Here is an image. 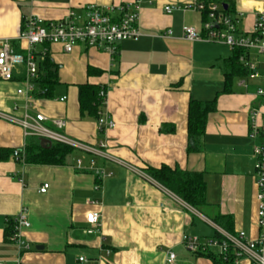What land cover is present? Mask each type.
<instances>
[{
	"label": "crops",
	"instance_id": "0c3cea01",
	"mask_svg": "<svg viewBox=\"0 0 264 264\" xmlns=\"http://www.w3.org/2000/svg\"><path fill=\"white\" fill-rule=\"evenodd\" d=\"M135 1L0 0V39H11L16 53L26 56L25 46L17 41L25 19L57 22L70 12L85 17L93 8ZM200 2L225 7L232 19H238L239 35L248 37L257 11L264 9V0L143 1L138 6L142 36L119 43L115 55L84 44L72 53L59 44L36 46L37 62L48 55L59 67V85L53 97L40 98L34 96L37 78L32 81L29 113L43 114L49 121L64 120L66 135L88 147L105 144L112 159L71 150L61 165L23 166L13 158V151L37 138H25L19 125L0 117V264H17L18 247L6 235L21 209L27 210L30 222L22 231L30 245L20 256L22 264H166L169 252H191L183 244L184 236L211 240L218 227L231 234L243 232L250 240L260 237L254 147L264 146V138H251L250 130L252 114L264 106L257 95L264 82L249 79L239 60L243 72L229 81L234 50L184 38L186 27L203 29L206 17L194 9ZM168 5L177 8L167 14ZM167 31L172 36L163 38ZM249 55L260 59L257 52ZM260 71L264 74L262 67ZM25 77L22 65L13 80H0V114L24 117L26 100L17 91L25 85ZM82 87L107 90L98 117L82 112ZM191 102L214 103L205 134L196 143L188 138ZM100 113L116 123L115 129H98ZM258 122L264 124L263 115ZM46 126L53 127L51 122ZM92 160L110 174L99 191ZM163 166L203 175L204 213L146 173ZM44 185L49 189L41 193ZM93 211L101 213V223L88 234L86 216ZM218 215L231 218L229 229L213 221ZM208 228L213 236L206 234ZM85 253L90 260L80 261ZM190 254L194 262L176 258L175 264H214Z\"/></svg>",
	"mask_w": 264,
	"mask_h": 264
},
{
	"label": "built area",
	"instance_id": "2783aa9c",
	"mask_svg": "<svg viewBox=\"0 0 264 264\" xmlns=\"http://www.w3.org/2000/svg\"><path fill=\"white\" fill-rule=\"evenodd\" d=\"M143 1L151 0H136L134 3L111 6L105 9L93 8L85 17H80L74 12H70L66 19L57 22H45L33 17L27 18L24 20L21 32L17 38V41L25 46L26 56L16 53L11 39H0V80L11 81L20 66L25 65L26 67L25 85L17 91V94L26 100L24 117L16 119L2 114H0V117L19 125L24 131L25 138L46 139L52 144H58L71 150L85 151L94 157L112 159L104 151L106 148L105 144H102L100 148L88 147L66 135L63 132L66 125L64 120L54 119L49 121L43 114L36 113L31 115L29 113L30 103L33 99L30 93L35 90L32 81L37 78L39 70L35 48L38 45L59 44L66 53H72L77 45L84 44L89 48L103 49L111 55H115L119 43L135 41L142 36L138 26V6ZM176 8L168 5L164 10L167 14H171ZM194 9L202 14L208 11L204 14L206 19L203 23V29L198 32L196 29L186 27L184 28V38L191 42L221 43L229 46L234 51L242 50L243 53L239 57V62L247 71L249 79H260L264 82V74L260 71L261 67L264 69V9L257 11L255 26L250 37L243 34L239 35L238 19H232L221 5L200 2L194 5ZM170 36H172L171 31L162 34L163 38ZM251 52H257L261 61L251 59L249 55ZM106 92L105 88L99 91L102 105L106 100ZM257 95L264 100V89L260 88ZM64 100L65 98L61 101ZM261 110H264V106L252 114L250 137L254 139L261 136L264 138V124L258 122L260 115H263L264 119V112L262 113ZM47 122H51L53 127L46 126ZM97 123L101 132L109 131L116 127V123L102 113H100ZM25 150L26 148L24 147L13 151V158L23 164V166L27 165L25 162ZM254 155L258 160L256 165V183L258 187L260 237L257 240H250L243 232L231 234L217 227L216 230L219 237L211 240L184 236L183 244L189 251L195 254L210 251L220 257L225 263H229L232 260L233 264H241L242 261H247L248 264H264V146L254 147ZM78 166H81V162H78ZM91 170L98 182L95 190L99 191L102 182L110 174L105 172L104 169L98 168L95 160L91 162ZM19 181L23 183V175H21ZM48 189L49 185H44L40 192L46 193ZM90 204L97 206L98 202H90ZM101 217L102 215L98 211L87 214L86 223L89 225V229L86 232L88 234H93L100 227ZM11 223L13 232L9 241L18 247L19 258L17 264H22L21 254L30 250V245L22 236L23 229L30 227L27 210L21 209ZM176 258L175 253L169 252L166 264H175ZM80 261H84V259L82 258Z\"/></svg>",
	"mask_w": 264,
	"mask_h": 264
},
{
	"label": "trees",
	"instance_id": "16d2710c",
	"mask_svg": "<svg viewBox=\"0 0 264 264\" xmlns=\"http://www.w3.org/2000/svg\"><path fill=\"white\" fill-rule=\"evenodd\" d=\"M224 10L227 14L228 10ZM208 11H205L206 14ZM242 50H235V55L231 60L227 78H230L235 74L243 72L238 62L239 57L242 54ZM38 76L35 80L37 88L34 91L35 97L51 98L53 97L54 89L59 85V67L50 59L48 55L38 61ZM99 88L89 87L87 89L82 87L81 89V110L83 113L96 114L101 107V99L99 97ZM214 110V103H199L191 102L188 112V138L193 143H196L201 139L206 131V121L208 114ZM71 149L53 144L51 149H43L40 146L39 139H31L26 146L25 150V162L26 164L34 165H61L64 163L66 155ZM154 181L162 185L165 189L172 192L179 199L185 202L190 207L194 208L198 212L204 213V208L207 207L206 201V183L202 174L190 173L182 171L178 168L171 169L163 166L160 169H148L146 172ZM213 221L229 229L231 222L230 217L218 215L213 218ZM224 222V224H223ZM13 232V225L10 223L6 238L9 240ZM217 233V231H216ZM216 237H219L218 233ZM197 255L207 257L212 260L214 264H233L231 260L229 263H225L220 257L213 252H199Z\"/></svg>",
	"mask_w": 264,
	"mask_h": 264
},
{
	"label": "rangeland",
	"instance_id": "374dc122",
	"mask_svg": "<svg viewBox=\"0 0 264 264\" xmlns=\"http://www.w3.org/2000/svg\"><path fill=\"white\" fill-rule=\"evenodd\" d=\"M259 61H261V60L259 59ZM206 231H207L206 234H208V236L214 235V231L212 229L208 228ZM177 253L178 254H176V256L178 258V262H185L186 260H189L191 262L195 261V257L190 254L191 252H188L185 249H182L181 252H177ZM180 253H182V254H180ZM83 259L90 260V257L88 256L87 253H85V254H83Z\"/></svg>",
	"mask_w": 264,
	"mask_h": 264
},
{
	"label": "water",
	"instance_id": "95a60500",
	"mask_svg": "<svg viewBox=\"0 0 264 264\" xmlns=\"http://www.w3.org/2000/svg\"><path fill=\"white\" fill-rule=\"evenodd\" d=\"M40 146L43 148V149H51L53 144L52 142H50L49 140H46V139H41L40 140Z\"/></svg>",
	"mask_w": 264,
	"mask_h": 264
}]
</instances>
